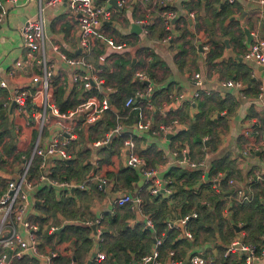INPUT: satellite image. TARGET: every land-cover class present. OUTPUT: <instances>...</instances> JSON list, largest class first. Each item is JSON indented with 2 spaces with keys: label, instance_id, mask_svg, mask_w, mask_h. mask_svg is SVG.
I'll return each mask as SVG.
<instances>
[{
  "label": "crops",
  "instance_id": "1",
  "mask_svg": "<svg viewBox=\"0 0 264 264\" xmlns=\"http://www.w3.org/2000/svg\"><path fill=\"white\" fill-rule=\"evenodd\" d=\"M97 1L106 2L110 9V17L103 21L99 27L104 38H96L95 45L90 52V60L95 72H98L99 75L100 69L95 65V59L100 65L105 64L109 69H113V61L116 55L120 54L130 64L134 65L135 71L143 70L147 74L149 83L156 91L153 101L148 102V108L145 110L152 128L137 131L134 127L135 115L128 124V132H132L136 138L134 141L137 152L144 156L150 165L158 166L159 171L166 174V169L168 172L170 168L166 166L164 156L170 146H177L170 144V139L179 130H185L190 125L189 122L198 117L199 124L204 123V127L207 126L208 128V131L201 133L200 136V141L204 145L200 147L199 151L192 150V152H190L188 144L180 145V147L187 150L188 158L193 160L204 158L207 164L209 163L206 166V178L215 174V177L220 179V185L222 181V185L224 184L232 190L234 187L226 181L227 178L231 177L235 184L240 186L246 196L250 198V195L257 188L264 185V111L262 108L264 103V63L258 64L254 58L242 59L240 55L255 38L264 40V2L259 0H125L118 7L110 4L108 0ZM39 5L42 6L41 12L46 35L45 53L49 59L53 58L56 64L52 83L54 90L51 89L52 93H50L54 102V92L58 85H63L65 91H69L73 84L70 83V71L65 63L51 52L49 44L58 43L60 49L67 55L79 53L76 15L68 9L64 1L46 5L44 0H0V6L6 12L0 20V80L6 83V88H0L4 89L6 93L2 91L3 94L0 93V99H2V106L5 108L7 121L12 124L15 131V139L19 141L23 137L31 138L33 144L37 131L32 123H24L23 118L16 116L13 102L9 100V96L15 87H26L34 92L38 86V83L32 82L30 78L33 72L40 73V68L27 63L15 66L14 62L24 58L25 55L21 45L19 27L26 17L33 16L37 12ZM165 10L175 12V16L168 19L164 14ZM132 23L139 25L140 29L137 32L131 31ZM163 28L167 30V33L159 35ZM247 32L251 36L249 40ZM105 39H111L114 43L122 44L121 48H113ZM204 46L207 48H203ZM153 60L155 61L154 64L148 69L149 62ZM149 70L150 74H148ZM195 73L201 77L202 84L199 87H196L192 80ZM226 78L239 80L245 97L240 96L233 88L219 86L218 81ZM110 86L112 91L113 85ZM136 88L138 87L136 86ZM196 89L199 91V95L191 101L185 100ZM178 94L185 95V99L177 100L175 97ZM38 95L35 93L33 98L38 100ZM122 95L124 94L122 93ZM91 96L94 94L85 93L84 98ZM127 96H123V106ZM102 98L109 105L108 96L105 95ZM96 100L98 99L96 98ZM3 102L7 105H3ZM37 104L32 106L33 110L38 109ZM112 107L110 106V109L115 112V107ZM129 111L131 110L127 108L126 114ZM104 114L103 110L101 117ZM172 118L177 120L174 129L161 134L157 125L170 122ZM81 120L82 118L78 116L79 122L76 121V125L79 124V129H84L85 132L86 128L81 124ZM15 122L19 125L16 130L14 129ZM62 123L57 117L50 116L41 130V137H45L51 130L60 127ZM106 131L103 133L93 131L91 135L85 138V143L89 144L92 153L90 155L92 167L96 165L98 158L95 150L102 147L101 145L93 146L92 143L101 138ZM79 132L73 141H78ZM91 137L93 138L91 139ZM204 137L205 139H203ZM80 144V142L74 146L71 144V158L76 157V149ZM106 144L109 146V141ZM117 147L120 165L129 167L122 142L118 143ZM245 149L246 152H243ZM101 153L104 154L103 151ZM8 156L13 157L12 155ZM48 161L51 160L48 159ZM63 162L64 160L55 161L54 164L50 162V165H53L52 167L48 166L50 174L55 166H59ZM3 165L7 164L3 161ZM4 170L9 174L15 172L14 169L7 171V168H4ZM62 171L63 167L57 170V172ZM201 172L200 169L198 177ZM257 174L260 178L255 179ZM54 175L57 177L56 174ZM169 175L172 177L174 192L175 189L177 190V186L183 189L186 184H192L185 178H176L170 173ZM0 176V185H4L5 176ZM105 178L108 186L103 190L96 189L91 183L86 190L60 191L55 187H40L41 201L34 203L31 211L33 218L38 223L47 222L46 224L40 223L42 228L39 232V242L42 251L54 250L57 252V256L52 258L51 264H138L139 259H134L135 253L132 250L134 246L126 248L120 246V249L115 246L114 254H117V257H114L112 252L108 250L107 247L112 244L113 239L119 236L117 235L119 230L111 218L109 219V214H113L117 210L120 217L127 209L132 215L124 219L130 228L139 225L140 230L145 229L149 232L148 237L141 238L143 243L142 254L150 250L154 235L165 228V222L171 214L167 215L161 230L155 228L151 230L145 226L144 218L137 210H131L128 205H114L113 199L120 193L128 192L132 196L139 195L142 203L158 197V200H163L170 207L171 213L177 211L176 207H172L175 201L173 195L161 191L159 194L151 196L141 177H138L134 182L131 181L128 186L120 181L115 183L110 177ZM50 189L56 198L60 195L71 196L83 222L95 218L100 219L99 232L94 230L92 223L90 224L89 237L91 243L89 247L84 250L81 246L80 251L83 254L78 258L71 254V259L68 262H61L63 259L59 261L60 247L59 245L54 246L55 237L47 239L44 236L46 233L51 235L52 231L58 233L62 228L61 226L70 220L58 212L52 214L50 210L48 212L43 210V206L46 204L45 192ZM261 197V203L264 205V195ZM229 199H225V204L228 205L229 202L230 204L223 209V217H227L233 211V207L237 206ZM243 200H247V198ZM232 203H234L233 207H231ZM250 209L251 207L246 208L247 211ZM251 212L253 215L250 224L245 218H237L236 222L229 220V226L233 230L229 232L226 241L221 239L216 230L211 235V239L198 238L194 244H189L192 240L186 238L177 240L175 244L176 256L185 259L192 252H201L219 257L225 245L235 238L254 245L256 241L251 238L250 230H253L255 226L260 229L261 221L257 212H254L253 209ZM50 225L57 228L50 230ZM135 237H138V234ZM258 237L260 239V233ZM129 241L132 242L133 240L130 239ZM47 245L54 247L46 248ZM97 250H102L105 253L104 259L95 260ZM164 257L162 256L163 259H165ZM232 262L235 264L241 260L238 256H233L225 264ZM251 264H264V254L253 259Z\"/></svg>",
  "mask_w": 264,
  "mask_h": 264
},
{
  "label": "built area",
  "instance_id": "2",
  "mask_svg": "<svg viewBox=\"0 0 264 264\" xmlns=\"http://www.w3.org/2000/svg\"><path fill=\"white\" fill-rule=\"evenodd\" d=\"M61 1H64L68 9L76 15L79 53L67 55L56 42L49 44L51 52L65 63L70 71L71 84L81 81L84 88L92 86L102 93L110 92L111 86L103 84V79L98 75V72H95L90 60V52L95 45L96 38H104L99 31V27L103 21L110 17L109 7L106 2L101 3L97 0H44V3L51 5ZM259 1L264 2V0ZM124 2L125 0H117L116 6L120 7ZM41 11L42 6L39 5L37 12L33 16L26 17L19 27L22 39L21 45L24 48L25 55L24 58L15 60L14 64L15 66H21L22 63L35 65L40 68V73L33 72L31 74L30 80L38 83L34 92L26 87H15L11 91L9 100L13 102V109L17 117L23 118L24 123L35 125L37 135L31 150L14 158L16 162L11 164L10 167L3 165L4 156L0 149V175L5 176L4 185H0V264H19L24 261L33 262L34 264H51L52 258L57 256V252L54 250L42 251L39 242V232L42 227L38 226L39 223L32 216V205L37 201H41L38 194L40 187L49 186L60 191H69L71 188L86 190L90 183L98 190H103L108 186L106 178L96 173L87 174L80 180H74L59 179L49 172L48 166H53L50 165V162L54 164L55 161L71 159L70 143L78 135L79 126L76 125L78 116L82 118V123L90 124L101 118L102 111L108 108V105L105 103L104 98L99 100L94 95L90 98H84L66 110H61L50 97L53 90V71L56 69V64L54 59H49L45 53L46 35ZM5 13V9L0 6V20ZM174 13L164 12L168 19L175 16ZM105 40L113 48H121L122 44L114 43L111 39ZM203 48L206 49L207 47L204 46ZM240 57L242 59L254 58L258 64H263L264 40L255 38L241 53ZM133 76L143 81L144 86L136 88L132 94L128 95L124 100V106L128 107L129 110L136 111L134 127L137 131L150 130L152 126L145 110L148 108L147 104L153 88L143 70H136ZM192 80L196 87L202 84L201 77L197 73L193 74ZM218 83L221 87L235 89L240 96L245 97L239 80L226 78L218 81ZM0 87L6 88V83L3 80H0ZM35 93L39 94L38 100L33 98ZM198 95L199 91L196 89L191 92L190 97L187 99L182 94L176 95L175 98L191 101ZM35 104L38 106L37 110H33L32 107L29 109V105L34 106ZM3 105H7V103L3 102ZM262 108L264 111V103ZM50 116L57 117L63 123L60 127L51 130L45 137H41V130ZM176 124L177 120L172 118L170 122L158 124L157 129L161 134H165L172 131ZM18 127V123L15 122L14 129L16 130ZM121 128L122 123L116 121V124L108 129L101 138L93 141V146L107 143L113 135L120 133ZM122 145L126 151L127 164L137 170L138 176L143 178V182L146 183L151 196H155L161 191L169 195L174 192L172 177L168 173L160 172L158 166L150 165L146 158L137 152L135 141L131 135H127L122 139ZM243 152H246V149ZM187 155L185 148L175 146L170 147L164 156L167 167L178 165L190 168L199 167L202 170L196 182L186 184L183 188L190 189L194 193L201 183L209 182L212 191L218 192L220 190V179L217 176L215 177V174L209 178L205 177L208 164L204 158L193 160L188 158ZM48 159L51 161H48ZM5 162L9 164V159H6ZM4 168H7V171L14 169L15 172L9 174L5 172ZM254 178L260 177L257 174ZM226 181L234 187L236 197L234 198L236 200L242 201L246 198V193L240 186L235 184L233 178L229 177ZM201 202L208 204L205 199H202ZM113 203L115 206L128 205L132 210H137L143 216L145 226L154 230L155 226L151 217L141 210L142 199L139 195L132 196L128 192L120 193L119 196L113 199ZM197 214L198 212L194 207L185 214L173 211L165 222V228L154 235L150 250L140 256L138 264H225L233 256H238L241 260V262L235 264H251L253 259L264 254V216L261 219V243L258 253L255 251L253 244L239 238L229 241L219 257L201 252H192L187 258L181 259L176 256L175 246L166 247L161 252L162 242L168 233L174 234L172 240L181 238L191 240V233L186 228V223L190 218L196 217ZM85 223H92L94 230L99 232V218L87 220ZM49 228L54 230L57 227L50 225ZM162 256H165V259ZM94 258L98 261L102 260L105 258V253L97 250Z\"/></svg>",
  "mask_w": 264,
  "mask_h": 264
},
{
  "label": "trees",
  "instance_id": "3",
  "mask_svg": "<svg viewBox=\"0 0 264 264\" xmlns=\"http://www.w3.org/2000/svg\"><path fill=\"white\" fill-rule=\"evenodd\" d=\"M164 29L165 28L161 30L159 35L167 33V30ZM152 57H154L153 54ZM94 62L95 65L100 69L99 76L103 78V84H109V86L113 85L112 91L108 93H102L92 86L87 89L84 88L82 82L79 81L77 83H74L69 91H65L63 85H58L54 92L55 102L61 110H66L67 108H70L77 104L79 101L83 100L85 93L94 94L95 97L99 99H101L105 95L108 96L107 100L109 102V105L108 108L104 109L105 114L100 119L90 124L82 123L83 121H81V124L84 125L86 130L84 132V129H79L78 132H80L78 141H71L70 145L73 144L74 146L76 144H79V142L81 143L84 138L91 135V132L93 131L103 133L104 131L111 128L117 120L122 123L121 131L118 135L115 134L110 138L109 146H107V144L105 143L101 145L102 147L100 149L95 150V153L98 154V158L97 163L94 167H92L90 163V155L92 154L90 146L87 143H83L76 149L75 158L64 160L63 163H61L59 166H55L52 169L51 174L52 176H55L54 174H56L57 178L59 179L80 180L85 177L86 174L96 173L97 175L104 178L110 177L115 183H117V181H120L122 184L124 183V185L128 186L130 185L131 181L134 182L135 180H137V178L139 177L138 172L135 168H132L130 166L122 167L120 165L117 144L122 142V139L127 135H131V137L136 140V138H134L135 135L132 132H128L127 130L128 124H130V122L134 118V115H136V111L131 110L128 114H126L128 107L125 108L126 106L124 107L122 105V102L123 96L132 94L135 90V87L144 86V82L136 79L133 76L135 71L134 65L130 64V62H128V60L120 54H117L116 58L113 61V69H109V67L105 64L100 65L96 59L94 60ZM154 62V60L149 62L148 69H150ZM148 74H150V70ZM2 91L3 93H6L4 89L0 88L1 94H3ZM163 91H166V89H163ZM122 93L124 95H122ZM254 93H256V91H254ZM155 94L156 91L155 89H153L151 95L149 96V102L153 101ZM110 106L115 107L116 111L114 112L113 110H111ZM31 107L32 105H29V109ZM189 123L190 125L185 130H179L170 139V144H176L177 146L188 144L187 146L189 147L190 152H192V150L199 151L200 147L204 145V143L200 141L201 133L207 132L208 128L207 126L204 127V123L202 125L199 124L200 122H198V117L195 120H191ZM12 127V124L7 121L5 108L2 106V99H0V141H2L4 135H8L10 139L8 143H5L3 145V153L6 156L12 155L13 157H16L17 155L14 152V147L12 144V142H14L16 134ZM82 133L83 135H81ZM92 138L93 137H91V139ZM102 151L104 152V154L101 153ZM61 167H63V171L57 172V170H60ZM211 167L213 168L212 165ZM169 168L170 169L168 170V172L166 169V173H170L176 178H185L186 181L192 183L196 182V178L198 177V173L200 171L199 167L190 168L178 165H169ZM179 187L180 186H177V190L175 189V192L171 194L173 195V198L175 200L172 207L177 208V211L175 210V213L185 214L193 207L198 212L196 217L190 218L186 223V228L191 233L192 241L189 244H194V241L198 238L211 239V235L215 232V230L218 231L221 239L226 241L229 236V232H232L233 230L229 226V220H233L234 222H236L237 218H245L247 223L250 224L253 215L251 212L252 209L254 212L258 213L260 221L264 216V205L261 203V196L264 195V185L257 188L250 195V198L246 196L247 200L238 202H235L236 199L233 196L234 189L231 190L230 188H227L226 185H222V181L221 185L219 186L220 190L218 192L212 191L209 182L201 183L197 191H195L194 193L190 189H181ZM40 190L41 189L39 188L38 194ZM45 195L46 204L43 206V210H46L47 212L48 210H50L52 214L58 212V214H60L64 218L70 219L69 222L61 226L62 228L58 233H55L54 231L51 232V235L46 233L44 235L45 238L50 239L53 238V236L55 237L54 246L59 245L60 247L58 257L59 261L63 259L61 262H68L71 259V254L78 258L81 254H83V252L80 251L81 246H83V249L86 250L91 243L89 237V232L91 231L90 224L83 222L82 218H80V215H78L79 211L76 210L74 200L71 196L60 195V197L56 198V195L51 189L46 190ZM226 198H230L229 200L236 203L237 206L234 208V203H232L231 207H233V211L227 217H223V209L227 208V206L230 204V202L228 205L225 204ZM202 199H205L208 204L201 202ZM247 207H251V209L247 211ZM141 210L143 213L148 214L151 217L156 230H161L164 227V221L167 215L171 214L170 207H168L163 200H158V197L151 198L149 201L142 203ZM241 210L242 213H240ZM131 215L132 214H130L127 209L120 217L117 210L113 214H109V219L111 218V220L115 223L116 228H118L119 230L117 234L119 236L113 239L112 244L107 248L112 252V255L114 257H117L118 255L114 254L115 246L119 247V249L120 246L123 248L134 246L132 250H134L135 253L134 259L137 260L142 255L141 251L143 248V243L141 242V238L148 237L149 232L145 229L140 230L138 228L139 225L130 228L129 224L124 218H127ZM57 221L59 222V220ZM58 222L56 223L58 224ZM224 231L226 232L225 234L223 233ZM260 232L261 228L258 229L257 226H255L253 230H250L251 238L255 239L256 241L254 246L257 253L259 251L261 243V239H259L258 237ZM136 234H138V237H135ZM173 237L174 234H167V237L162 242L161 252L166 247L175 246L177 240H172ZM130 239H132L133 241L130 242ZM54 246L47 245L46 248H52ZM233 263L234 262H232L231 264ZM19 264L34 263L24 261Z\"/></svg>",
  "mask_w": 264,
  "mask_h": 264
},
{
  "label": "rangeland",
  "instance_id": "4",
  "mask_svg": "<svg viewBox=\"0 0 264 264\" xmlns=\"http://www.w3.org/2000/svg\"><path fill=\"white\" fill-rule=\"evenodd\" d=\"M166 12H170V11H168V10H165ZM171 12H173V11H171ZM173 18V17H172ZM91 59V58H90ZM34 125V124H33ZM34 128H35V125L33 126ZM10 141V139H9V136L8 135H4L3 136V139H2V141H0V149H1V151H2V154H3V156H4V160L3 161H6V159H5V157L7 158V159H9V164H8V162H5V164H7V166L8 167H10V165L11 164H14V162H16V160L14 159V158H16L19 154H21V153H27V152H29L30 150H31V148H32V145H33V141L31 140V138H26V137H23V139H21V140H19V141H17L16 139H14V142H12V144H13V149H14V152H15V154L17 155L16 157H9V156H6V155H4V153H3V145L5 144V143H8ZM86 142V139L84 138V140L81 142V144H80V146L83 144V143H85ZM84 157V156H83ZM87 175V174H86ZM37 212H39V211H37ZM33 220V219H32ZM35 221V220H34ZM36 222V221H35ZM40 223H47V222H40ZM39 223V227H41L42 226V224H40Z\"/></svg>",
  "mask_w": 264,
  "mask_h": 264
},
{
  "label": "water",
  "instance_id": "5",
  "mask_svg": "<svg viewBox=\"0 0 264 264\" xmlns=\"http://www.w3.org/2000/svg\"><path fill=\"white\" fill-rule=\"evenodd\" d=\"M116 1L117 0H108V2L110 3V4H112V5H116ZM140 29V27H139V25L137 24V23H132L131 24V31H135V32H137L138 30ZM247 34V37H248V40H249V37H251L250 36V34L247 32L246 33ZM73 188H71V190H72Z\"/></svg>",
  "mask_w": 264,
  "mask_h": 264
}]
</instances>
